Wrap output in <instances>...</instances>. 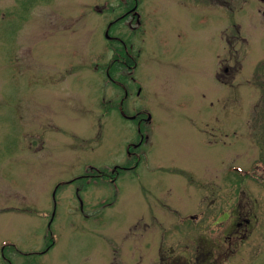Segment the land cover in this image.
<instances>
[{"label": "rangeland", "instance_id": "1", "mask_svg": "<svg viewBox=\"0 0 264 264\" xmlns=\"http://www.w3.org/2000/svg\"><path fill=\"white\" fill-rule=\"evenodd\" d=\"M136 3L108 30L136 65L108 78L124 50L103 31L129 0H0V264L193 258L220 229L214 208L244 197L230 184L243 176L264 231V0ZM142 109L136 167L84 176L128 159L138 125L120 110Z\"/></svg>", "mask_w": 264, "mask_h": 264}, {"label": "flooded vegetation", "instance_id": "2", "mask_svg": "<svg viewBox=\"0 0 264 264\" xmlns=\"http://www.w3.org/2000/svg\"><path fill=\"white\" fill-rule=\"evenodd\" d=\"M127 11H134V7H129L125 10ZM113 20L109 21L111 24ZM105 28L104 31L105 32ZM115 40H118L122 43V38L118 35H111ZM122 59L118 57V62H121ZM226 73H228V67L224 66L223 69ZM119 71V70H114ZM108 78H112L111 74H109L108 69H105ZM127 91H125L126 94ZM137 113H139L137 111ZM124 117L132 118L136 121L137 124L147 120V114L141 115L137 117L135 114L127 115L125 113L122 114ZM133 116V117H130ZM262 124V123H261ZM242 126V124H241ZM260 135L258 139H262L261 141L264 142V122L263 125H260ZM140 127L137 126V130L139 131ZM141 136V135H140ZM135 146V145H133ZM264 148V147H263ZM126 153L128 155V159L121 164H115L111 167L110 171L106 173L107 178L110 181H114L117 179L120 174L126 171H131L134 169V164L130 163L131 159L133 158V150L130 148L126 149ZM237 170V169H236ZM264 171V167L262 168ZM261 170V171H262ZM239 170H237L238 172ZM259 171V174L260 172ZM241 172V171H239ZM243 174H247L246 172L242 171ZM247 176H243V179ZM254 178V177H253ZM243 179H239L238 181H230V184L233 182L236 184L235 190L236 193H240L239 195L241 198L237 199L235 203H227L228 201L224 200L225 207H215L214 210L217 211L216 214L213 215V224H220V229L217 231L216 235L213 236L212 243L208 246L209 252H203V250L198 249V252L195 253L193 258L184 259L181 262H174V263H160V264H264V247L261 246H249L244 244L251 235L255 234L256 232L259 234L260 237H263L264 231L261 229H254L255 227V220H256V212L252 210L251 205L247 204L248 197L246 198L245 189ZM260 184L264 183V177L261 176V180L259 181ZM212 185L207 191V193L200 195V201L204 198L207 201V206H212V202L217 201V183L213 182ZM239 196V197H240ZM247 200H246V199ZM247 202H246V201ZM189 217H193L194 214L189 213L187 214ZM48 247L46 246L43 248L42 252H44ZM214 257V260L211 261ZM9 261L8 259H6Z\"/></svg>", "mask_w": 264, "mask_h": 264}, {"label": "trees", "instance_id": "3", "mask_svg": "<svg viewBox=\"0 0 264 264\" xmlns=\"http://www.w3.org/2000/svg\"><path fill=\"white\" fill-rule=\"evenodd\" d=\"M129 1H130L131 4L137 2V0H129ZM124 57H125V56H124ZM125 59L128 61L129 64H130L131 61H132V60L130 61V59H128V56H126ZM133 63H134V60H133Z\"/></svg>", "mask_w": 264, "mask_h": 264}]
</instances>
